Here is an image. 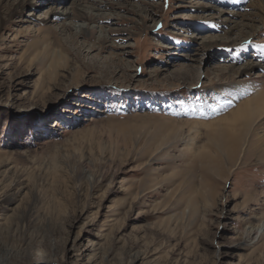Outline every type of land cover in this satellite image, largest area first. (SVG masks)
<instances>
[{"label": "rangeland", "instance_id": "obj_1", "mask_svg": "<svg viewBox=\"0 0 264 264\" xmlns=\"http://www.w3.org/2000/svg\"><path fill=\"white\" fill-rule=\"evenodd\" d=\"M19 1L0 0V264H264V114L226 121L264 81L243 71L264 67L252 0ZM237 14L257 30L232 45Z\"/></svg>", "mask_w": 264, "mask_h": 264}, {"label": "bare ground", "instance_id": "obj_2", "mask_svg": "<svg viewBox=\"0 0 264 264\" xmlns=\"http://www.w3.org/2000/svg\"><path fill=\"white\" fill-rule=\"evenodd\" d=\"M25 1L26 0H20L17 3L16 8L21 7ZM35 1L37 3H41L40 1L42 0H28V2L31 4L34 3ZM242 1L243 0H227L226 3L237 5ZM249 7H251L255 11L253 14H251L252 18H257L256 17L257 15L260 18L264 17V0H252L251 3H249ZM100 8H101V3L98 0L93 1L91 3L82 0H73L70 3L69 9L63 8L60 14L58 15L63 19L73 18V15L75 14L77 16H80V18H82V16L83 18H86V15L92 16L91 13L96 12L97 17H102V15L98 14V11L100 12L99 10ZM233 17H235L236 19L240 18L241 19L240 23L239 24L234 23V25L228 29L223 39H225L232 45H238L240 41L252 37V35L256 33L257 27L254 25V20H252V18L245 19L244 18L245 15L238 16L237 14V15H232V18ZM82 29H83V25H76L74 27L75 34L78 35L81 34ZM231 35H234V38H231ZM253 69L263 70L264 67L262 68L259 65L253 64L251 62H248L243 66V71H248V70L250 71ZM224 71H228V72L231 71L237 73V71L239 70H235L232 67H227ZM259 83L261 84V86L250 98L242 101L236 106L234 110L229 112L228 115L230 116L226 121L229 122L232 126L235 124L240 126L242 123V126L245 127L250 118H252L253 116L259 117L264 114V81L260 80ZM251 86H253V83L251 84ZM248 124H250V122ZM236 144L237 143L234 141L231 150L236 149L237 146Z\"/></svg>", "mask_w": 264, "mask_h": 264}]
</instances>
